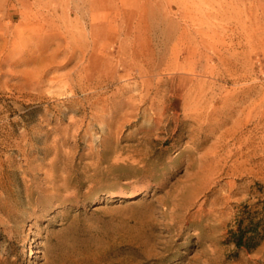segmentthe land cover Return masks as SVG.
<instances>
[{"label":"rangeland","instance_id":"374dc122","mask_svg":"<svg viewBox=\"0 0 264 264\" xmlns=\"http://www.w3.org/2000/svg\"><path fill=\"white\" fill-rule=\"evenodd\" d=\"M264 0H0V264H264Z\"/></svg>","mask_w":264,"mask_h":264},{"label":"trees","instance_id":"16d2710c","mask_svg":"<svg viewBox=\"0 0 264 264\" xmlns=\"http://www.w3.org/2000/svg\"><path fill=\"white\" fill-rule=\"evenodd\" d=\"M227 240L237 249L254 250L264 240V200L240 206Z\"/></svg>","mask_w":264,"mask_h":264}]
</instances>
